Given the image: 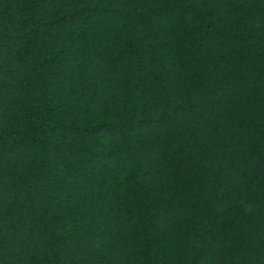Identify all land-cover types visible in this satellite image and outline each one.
Instances as JSON below:
<instances>
[{
    "label": "trees",
    "instance_id": "trees-1",
    "mask_svg": "<svg viewBox=\"0 0 264 264\" xmlns=\"http://www.w3.org/2000/svg\"><path fill=\"white\" fill-rule=\"evenodd\" d=\"M0 264H264V0H0Z\"/></svg>",
    "mask_w": 264,
    "mask_h": 264
}]
</instances>
